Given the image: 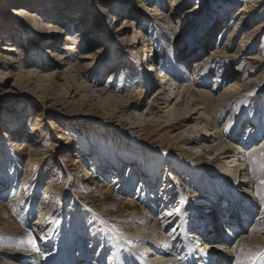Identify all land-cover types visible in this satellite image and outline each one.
Returning a JSON list of instances; mask_svg holds the SVG:
<instances>
[{
	"label": "rangeland",
	"instance_id": "374dc122",
	"mask_svg": "<svg viewBox=\"0 0 264 264\" xmlns=\"http://www.w3.org/2000/svg\"><path fill=\"white\" fill-rule=\"evenodd\" d=\"M248 2L0 0V264H21L18 257L27 251L36 253V259H30L33 264H111L119 254L113 243L126 236L123 232L131 234L138 228L124 210L126 203L136 205L145 216L142 205L147 209V203L158 202L147 219L158 218L165 225L169 221L164 232L173 236L172 244H179L176 231L180 224L173 217L181 210L182 197L190 198V205L200 211L209 202L208 195L200 192L199 167L214 172L235 159L221 158L207 145L222 139L236 151L242 145L248 153L252 144H264V132L259 134L253 128L264 111V0ZM247 3L250 12L239 21L238 12ZM26 4L24 7L46 17V22L37 28L35 21H30L33 18L11 16L13 8ZM54 7L66 12L59 20L46 12L51 9L55 13ZM153 8L159 12H149ZM49 22L60 26L63 33L48 30ZM66 29L70 31L66 33ZM77 31L87 34L81 36L76 52L70 53L76 58L91 56L84 61L80 75L69 70L76 63L74 59L59 60L69 43L65 38ZM135 31L140 36L134 47ZM227 39L229 53L236 57L231 61L226 58L225 64L216 60L207 85L202 84L203 74L197 73L194 80V89H203L215 98L238 83L229 104L225 102L228 111L215 121L217 129L207 127L220 138L213 136L214 142L193 144L187 127L195 122L171 128L155 122L156 117L150 121L152 115L146 110L154 105L153 89L139 75L144 55L150 53L148 48L153 47V53L144 60L151 58L145 68H151L155 84L161 81L153 60L158 54L164 52V57L170 58L176 49L193 45L200 49L193 67ZM8 45H13L15 52H7ZM163 45L168 47L166 51ZM247 57L256 61L248 66ZM121 97L129 98V104L121 103ZM164 107L158 104L157 110H166ZM235 126L238 132H234ZM254 162H246L251 174ZM85 171L92 174L91 181L83 177ZM253 177L258 182V174ZM216 180L217 175L210 179L209 187ZM99 189H109L111 200H101ZM246 191L250 190H241ZM254 192L248 195H254L252 200L258 205L263 204ZM202 195L207 198L201 199ZM15 197L17 202H12ZM117 200V208L111 210ZM197 201L202 204L197 205ZM35 222L40 224L33 225ZM253 225L250 222L247 227ZM236 242L229 246L235 247ZM215 245L218 243L209 244ZM105 247L108 252L101 253ZM121 250L126 257L125 249ZM149 250L148 245L143 250L147 259L151 258Z\"/></svg>",
	"mask_w": 264,
	"mask_h": 264
},
{
	"label": "bare ground",
	"instance_id": "6f19581e",
	"mask_svg": "<svg viewBox=\"0 0 264 264\" xmlns=\"http://www.w3.org/2000/svg\"><path fill=\"white\" fill-rule=\"evenodd\" d=\"M250 2L252 3V0H250ZM248 3L240 8L238 12L239 21L243 20L246 15L250 12V7L247 6ZM24 6H27V4L19 8L15 7L13 8V10L11 9V16L16 19L18 17H28L30 19L33 18L34 20L30 21H35V25L37 26V28L40 23L46 22V17H42L37 11H32L28 7ZM55 9V13H53V10L51 9L49 11H46L47 13L53 16V19L59 20L62 18L63 15L66 14V12H64L58 7H56ZM149 12L158 13L159 11L153 8L152 10H149ZM38 15L40 16L38 17ZM50 23L52 22H49V24L47 25L48 30L53 29L52 32L63 33L62 28L59 31L60 26H52L53 24ZM260 28L261 26L257 27L256 31H258ZM41 29L46 30L44 27H41ZM69 31L70 30L68 29L65 30L66 33ZM137 32L135 31L136 34H134L132 37V46H134L136 43H139L138 38L140 35L138 36ZM86 34V31H77L75 36L71 35V38H65V41L69 43L65 44V48L63 47L62 58L59 59L60 61H68L74 59L73 61H75L76 63L70 65L69 70H72L71 72L75 73V75H80V73L83 71V68H85L83 65L84 61L91 58V56L88 54L85 56L80 55L78 58L72 56L71 54L73 52H76L78 44L81 42V36H85ZM230 37L231 34H229L228 39H230ZM229 42L230 40L223 43L220 49L217 48L211 53L209 57L203 59V61L201 62H196L193 67L191 63L195 62L199 58L196 53L198 52V50H200L198 48L194 49L193 45H191V47H189L188 49H186L185 47L181 48L180 50L176 49L174 51L175 55L171 56L169 54L170 58L166 56L164 57V52L162 54H158L159 56H162L159 57L157 55L155 57L156 59L153 60L154 62H156L155 68H159L157 65L160 66L159 77L161 78V81L155 84L153 74L150 71L151 68H145V64L149 62L151 58L149 57L150 59L148 61H144L145 59H148V56L153 53V47L148 48L149 45H146V47L150 50L151 54H147L145 52V58L144 60H142L143 62L140 69L141 72L139 75L144 80L146 86L151 90L153 89V96L155 99L154 105H148L146 110L147 113L152 115L150 116V121H152L153 118L156 117L155 122L162 121V123H165V126H171V128L178 126H187L190 125V122H195V124H193L191 127H187L188 129H190V133L193 134V136H191V138L193 137L194 139L193 144L214 142V140H212L213 136H215L214 138L219 139L220 135L215 132H209V129L207 127L212 125V129H217L215 121L224 116V113L228 111L229 107L225 104V102L227 101V104H229L228 100L232 96V93H235V91L239 89L238 83L236 82L235 84L231 85L220 96L215 98L210 92H206L200 88L197 90L194 89L196 87V83L194 82V80L197 77V73L198 75L203 74L202 80L204 81L202 82V84L207 85V81L209 80L208 74L210 72L213 73L214 68H216L215 66H217L215 64L216 60L217 62L218 60H221L220 63L225 64L226 58H229L231 61L233 60V57H236L235 53H229ZM8 46L9 47H7L6 49L7 52H15V49H13V45ZM163 46L165 47L166 51L168 47L166 45ZM146 47L144 48V50L147 51ZM201 49L204 50L205 46H202ZM70 51L72 52L70 53ZM68 52L69 54H66ZM245 59L249 61L247 63L248 66H251L254 63V60L256 61V58L254 57H247ZM261 66L262 63L259 65V67ZM204 68H206L207 71H205ZM188 70H191V73L188 72ZM201 70H204L205 72H202ZM154 86H156V88H154ZM176 89L179 90H177V94L174 95L173 91H176ZM120 99V102L124 103L125 106L126 104H129V98L123 100V98L121 97ZM174 99V103L170 106L171 101ZM158 104L162 106L165 105L166 110H157ZM156 110L158 113L153 112ZM159 113H161V115H157ZM260 114L263 118L253 124V128H256L259 134L264 132V111H262ZM137 117H139L138 120H141V115H137ZM143 122L144 121L140 123ZM200 130H202L204 133H202ZM238 131V127L235 126L234 132ZM206 135H208L209 137H206ZM255 137L256 138L254 142H256V139L259 138V135ZM187 140L189 141L188 138ZM188 143L190 144V142ZM257 145L258 144H252V150H250V152L248 153L245 152L246 150H243L242 145H240L237 148L238 150L236 151V149H234L235 147L228 145L222 139L218 140L216 144L213 143L207 145V147L209 148L214 147L215 151L219 153L221 158H224L226 160H230L232 158L235 159L230 160V162H227L228 164L230 163V165H227L226 163L225 165L220 167V169L218 168L217 170H215V173L213 171L207 170L206 168L199 167V170H201L200 174L202 176L200 182H203L201 183L202 188H206L205 191L201 188L200 192H204L205 195H208L207 197H209L207 198L206 196L202 195L203 197H201V199L204 200L207 198L209 202L207 201V205H204L200 211L198 207H192L190 205V198L188 199L182 197V204L180 203L181 210L177 212V217H173L174 222H177L178 225L180 224L179 228L176 231V233H179L178 238L180 237L178 245L172 244V239L170 237L173 236H168V234L164 232L167 231L165 227L167 226L169 221H167L165 225L162 223L161 219L155 218L153 221H148L147 219V216L149 217L148 214L154 212V209L156 205H158V202H152L153 204H151V206H148L147 203L145 205L147 206V209L142 205V209L146 210L145 216L141 211H139L136 205L132 206L126 203L127 205L124 206V210L128 211L129 216L132 217L131 224L134 223V226L138 228L136 232H131V234H126V232H123V234H125L126 236L122 237L121 240L118 239V243H113V246H115L116 248L118 247L117 251L119 254L117 255V257L115 256V258L113 259V263L111 264H125L126 262L125 260H123L124 258L127 259L126 264H256L253 262L259 259H262V262H258L257 264H263L264 183L261 182L264 181V144L261 146ZM21 150L22 147L20 151ZM238 154H242V156L238 158ZM249 159L255 160L252 167V174L250 173V168L246 166H249V164L246 163L247 161H249ZM251 161L252 160H250V163ZM85 172L86 174L83 175L84 178H89L90 176H92L90 172ZM254 174H258V182L254 181ZM196 175H198V173ZM216 175V182L212 184L213 187H209L212 183L210 179H212V177L214 179V176ZM249 177L251 179H249ZM88 181H91V179L89 178ZM253 188L259 193V195L257 196V201L259 202L263 199V204L258 205L257 203H255V201H253L254 199L252 200L253 196L255 195ZM102 189L97 190V196H100V198L102 197L101 200L110 201L111 197L109 196V189L104 192V189ZM242 189L250 191H246V193L244 194L241 192ZM209 191H212V194H210ZM214 192L216 194V197H214ZM248 192H253L254 195H248ZM195 199L197 198L195 197ZM17 200L18 198L15 197L12 202H17ZM172 200L173 198L171 199V201ZM117 203H119L118 200L115 203L116 205L111 207V210L117 208ZM196 203L197 205L202 204L198 201ZM250 222L255 223V225L247 227ZM37 224L40 223L35 222L33 225ZM123 228V231H125L127 226H124ZM191 233L193 234V236L190 235ZM155 234H159L160 237L156 239ZM245 234L246 236H244ZM236 240L238 242H236ZM173 242H176V240ZM235 242V247L231 248L230 244ZM213 243H218V245H215L214 247L209 246V244ZM162 244L165 247H163ZM146 245L149 246V253H151V258L149 257L148 259L145 257L146 254H144L143 252L144 247ZM120 247H123L126 251V257L124 258L121 255V253H123V249L120 251ZM216 247H218L219 250H222L224 252H220L218 250L216 251ZM102 252H108V249L105 247L103 251H101V253ZM153 253L154 255H152ZM34 256H36V253H33L32 251H27L24 255H21L18 258L22 261L21 264H33L30 259L32 260L33 258H35ZM39 264L41 263L39 262Z\"/></svg>",
	"mask_w": 264,
	"mask_h": 264
},
{
	"label": "snow or ice",
	"instance_id": "6c2138e0",
	"mask_svg": "<svg viewBox=\"0 0 264 264\" xmlns=\"http://www.w3.org/2000/svg\"><path fill=\"white\" fill-rule=\"evenodd\" d=\"M261 183H264V181H262Z\"/></svg>",
	"mask_w": 264,
	"mask_h": 264
}]
</instances>
